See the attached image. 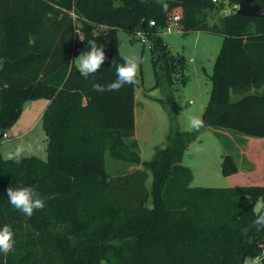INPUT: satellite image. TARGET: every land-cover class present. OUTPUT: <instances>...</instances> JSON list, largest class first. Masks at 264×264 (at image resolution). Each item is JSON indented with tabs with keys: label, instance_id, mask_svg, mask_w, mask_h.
<instances>
[{
	"label": "trees",
	"instance_id": "1",
	"mask_svg": "<svg viewBox=\"0 0 264 264\" xmlns=\"http://www.w3.org/2000/svg\"><path fill=\"white\" fill-rule=\"evenodd\" d=\"M216 1L168 0L164 13L155 0H0V128L13 126L25 102L50 101L42 116L48 158L17 162L0 152V227L9 225L16 241L12 253L0 254V264H242L264 252V229L252 223L264 183L192 186L182 156L203 128L181 131L174 122L166 144L142 161L134 138L136 82L111 93L92 87L115 79L113 60L123 63L117 28L142 30L156 85L166 96L156 100L168 108L184 56L170 53L159 31L180 6L183 32L223 37L201 114L205 127L261 137L264 148V17H244L234 8L224 13L227 1ZM253 2L264 6V0ZM86 40L108 57L95 80H85L70 63L87 50ZM232 94L240 97L232 100ZM106 154L140 167L110 174ZM220 167L223 176L238 170L230 154L221 156ZM9 186L56 196L28 218L10 205Z\"/></svg>",
	"mask_w": 264,
	"mask_h": 264
},
{
	"label": "rangeland",
	"instance_id": "2",
	"mask_svg": "<svg viewBox=\"0 0 264 264\" xmlns=\"http://www.w3.org/2000/svg\"><path fill=\"white\" fill-rule=\"evenodd\" d=\"M226 1L229 4L226 10L237 5L231 0ZM177 11L179 8L173 7L167 15V20ZM222 13L223 10L210 14L209 21L219 18ZM116 31L119 55L135 57L139 62L134 91V138L138 144L141 160L147 161L152 157L155 146L166 144L167 134L173 122L179 130L189 131L191 130L188 126L189 117H201L211 93L210 75L223 37L220 34L207 31L185 33L180 24H173L170 33L162 31L160 35L170 53L184 56V64L174 73V83L169 88L171 100L167 108L156 100L158 98L165 100L166 96L162 93V89L156 85L150 49L136 37L135 33L130 34L121 28H117ZM79 34L83 35V31H80ZM238 97L240 96L236 94L231 95L232 100ZM48 103L49 101L44 98L24 103L20 117L12 126L13 129H6L8 133H12L16 137L0 139V141H4L1 146L5 158L9 153H14L17 147L23 149L20 158L27 156L48 158L47 136L42 125V115ZM223 130L204 127L197 139L187 145L182 156V163L188 166L192 172V186L223 187L221 156L223 154L234 156V149L227 138L228 134ZM105 167L110 174H115L120 171L133 170L135 167L139 168L140 165L122 163L106 154ZM150 184L151 175L148 172L146 186L149 187ZM263 254L264 252L257 256L263 257Z\"/></svg>",
	"mask_w": 264,
	"mask_h": 264
},
{
	"label": "clouds",
	"instance_id": "3",
	"mask_svg": "<svg viewBox=\"0 0 264 264\" xmlns=\"http://www.w3.org/2000/svg\"><path fill=\"white\" fill-rule=\"evenodd\" d=\"M146 2V0H141ZM161 11L167 13L169 11L168 0H155ZM79 34V33H78ZM81 41H84L82 35L79 34ZM87 45L85 51H83L78 57L70 61L79 74L85 79L95 80L98 71L104 65L108 59L105 53V48L98 46L95 40H86ZM121 59L123 63H116L115 60L111 63V68L114 69L115 79L108 84H101L99 82H93V90L98 93L105 92H119L123 87L134 85L139 71V62L135 57L122 55ZM188 126L193 131H199L205 127V121L198 116H191L188 120ZM23 154V149L17 147L14 153H9L7 159L16 160ZM7 198L10 205L21 212L24 216L31 218L36 210H43L46 206V199H54L56 194H52L48 197H42L40 193L32 186H9L6 190ZM256 218L252 223L257 226V229H264V202L257 200L255 206L252 209ZM15 238L12 228L5 224L0 227V254L7 256L15 249Z\"/></svg>",
	"mask_w": 264,
	"mask_h": 264
},
{
	"label": "crops",
	"instance_id": "4",
	"mask_svg": "<svg viewBox=\"0 0 264 264\" xmlns=\"http://www.w3.org/2000/svg\"><path fill=\"white\" fill-rule=\"evenodd\" d=\"M179 7L180 6H178V8ZM262 91H263V88L251 89L248 92L249 93H253V92L260 93ZM10 129H13V127L9 128V130ZM223 132H226L228 134L227 135L228 137L226 135L225 136L228 138L232 149H234V156L232 157L234 158L237 168H238L237 172H235L234 174L223 176V182H224L223 187L263 185L264 183L263 139L261 137L240 134L232 130H228V129H224ZM9 136L10 138L16 137L12 133L11 134L9 133ZM3 143L4 141L3 142L0 141V146ZM0 152L3 155L2 146L0 148Z\"/></svg>",
	"mask_w": 264,
	"mask_h": 264
},
{
	"label": "built area",
	"instance_id": "5",
	"mask_svg": "<svg viewBox=\"0 0 264 264\" xmlns=\"http://www.w3.org/2000/svg\"><path fill=\"white\" fill-rule=\"evenodd\" d=\"M214 2H217L216 0H213ZM178 8V7H177ZM234 9L238 8V5H233ZM228 10H224V13H227ZM181 15H182V9L179 7V11H177L176 13L172 14L170 16V18L167 20L165 27L160 29L159 34L163 33H170L172 32V27L173 24H179L180 19H181ZM149 27L154 26L155 25V21L154 20H150L149 21ZM136 34V37L143 43L146 44L147 47L150 49L151 48V44L148 40V34L142 30H136L134 32ZM80 39V38H79ZM9 133L7 132L6 129H1L0 128V139H9ZM262 256H255L253 258H248L246 259L242 264H261V260Z\"/></svg>",
	"mask_w": 264,
	"mask_h": 264
},
{
	"label": "water",
	"instance_id": "6",
	"mask_svg": "<svg viewBox=\"0 0 264 264\" xmlns=\"http://www.w3.org/2000/svg\"><path fill=\"white\" fill-rule=\"evenodd\" d=\"M182 2L183 0H171ZM254 0H236L238 8L236 13L244 17H264V6L253 2ZM142 27L145 26V21H142ZM1 66V65H0Z\"/></svg>",
	"mask_w": 264,
	"mask_h": 264
}]
</instances>
